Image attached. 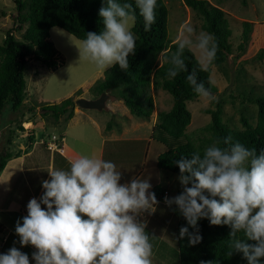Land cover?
<instances>
[{
  "label": "clouds",
  "instance_id": "1",
  "mask_svg": "<svg viewBox=\"0 0 264 264\" xmlns=\"http://www.w3.org/2000/svg\"><path fill=\"white\" fill-rule=\"evenodd\" d=\"M156 4L157 0H135L133 7L132 3L106 0L99 9L103 30L99 34L87 33L78 48L80 58L99 69L119 65L127 70L129 55L136 50L129 22L135 20L138 10L145 30H150L156 19ZM185 32L177 50L165 56L171 65L169 78L187 71L185 48L199 52L201 71L216 58L218 43L214 34H195L192 27H186ZM186 79L199 97L214 99L195 70ZM55 136L58 146L61 137ZM50 141L53 140L47 142ZM174 163L179 168L177 179L182 191L175 197L165 196L164 202L169 208L175 205L193 229L190 232L189 227L182 226L179 238L187 237L190 246L200 243L198 221L206 218L211 225L230 227L227 255L242 253L247 264H262L264 149L257 152L239 141L233 143L228 136L215 140L202 154L196 151L190 158L182 156ZM69 165L67 170L48 171L50 179L41 181L42 196L30 199L27 216L22 218V224L20 220L16 222L20 245L36 249L32 253L35 264H152L147 223L139 218L158 204L155 193L150 191V177L121 182L122 172L113 162L90 155H79ZM0 264H30L29 255L13 246L0 254ZM200 264L210 262L201 260Z\"/></svg>",
  "mask_w": 264,
  "mask_h": 264
},
{
  "label": "trees",
  "instance_id": "2",
  "mask_svg": "<svg viewBox=\"0 0 264 264\" xmlns=\"http://www.w3.org/2000/svg\"><path fill=\"white\" fill-rule=\"evenodd\" d=\"M183 1L187 7L201 16L203 29L214 34L217 39L216 58L206 70H200L199 60L192 49L185 48L183 59L187 71H180L172 78L168 77V69L171 65L165 60V56L170 57L177 50L178 41L168 37V7L164 0H157L156 19L150 30H145L144 20L139 11L135 13V20L130 30L136 37V50L134 55H129V68L122 70L119 65L110 67L92 86L95 88L96 96L103 92L114 91L112 96L122 100L131 114L144 118L151 117L154 111L152 90L162 89L171 94L173 99L171 108L157 113L158 123L153 128L159 133L158 139L166 146V150L157 155L156 166L177 175L179 168L174 161L182 156L190 158V155L196 151L202 154L204 149L217 139L222 141L223 138L231 136L233 143L239 141L246 147L256 148L257 152L264 149V94L258 96H253L249 92L241 94L242 98L257 107L254 124L243 117V128L231 127L222 118V102L216 100L215 108L204 110L210 115V121L202 126L201 130L209 135L197 138L196 142L191 141L188 135L186 137L185 130L192 117L187 102L198 96L188 84L186 77L189 72L195 70L199 80L203 81L211 92H216V87L210 81V66L212 64L221 66L227 55L231 53L232 45L229 42L227 15L221 7L212 4L209 0ZM120 2L132 3L135 7V0H120ZM14 3L16 10L14 26L7 29L3 43L0 44V119L6 106H9L10 112L14 113L3 134L0 126V139L4 138L0 152V173L10 158L21 154V149L12 148L14 134L16 130L24 131L22 123L32 119V113L33 115L36 113V105L38 107L41 105V114L47 115L49 112L54 120L63 117L64 121L73 116L76 106L73 97H67L59 103L26 105L25 70L28 62L36 60L51 69L63 64L64 56L49 38V30L58 26L79 40H84L88 32L99 34L103 30L99 9L106 0H14ZM242 24L253 23L243 21ZM18 30L22 31L19 37L14 33ZM240 47L243 48L242 45ZM81 92L82 90H78L76 93L79 96ZM25 115L28 117L26 120L20 119L21 116L25 118ZM183 136L185 141L181 140ZM35 137V132L30 131L25 143L26 150L32 147ZM167 137H171L172 140H167ZM41 142L46 141L43 139ZM44 144L47 147V142ZM165 191L168 192L158 183L154 185L153 192L159 201L164 202ZM182 226L189 227L190 232L193 231L179 212L174 229L177 264H200L201 260L210 264H247L242 253L233 252L231 256L227 255L230 250L231 231L228 225L214 226L206 218L199 220V234L202 240L194 246L189 245L187 237L179 238ZM249 243L253 242L249 241Z\"/></svg>",
  "mask_w": 264,
  "mask_h": 264
},
{
  "label": "rangeland",
  "instance_id": "3",
  "mask_svg": "<svg viewBox=\"0 0 264 264\" xmlns=\"http://www.w3.org/2000/svg\"><path fill=\"white\" fill-rule=\"evenodd\" d=\"M209 1L226 12L230 30L229 42L232 45V50L221 66L216 64L210 66V81L217 89L216 92H211L214 99L209 100L197 96L187 102L192 117L185 133L186 137L188 135L193 142H196L199 137L209 135L201 130L202 126L210 121V115L204 110L215 108L216 100L222 102L224 122H227L231 127L241 129L243 128V117L254 124L257 114L256 105L242 98L241 94L244 92H249L253 96L264 94V0ZM164 2L169 11L167 32L170 39L179 41L182 35L187 34L185 32L186 27H192L195 34H199L200 31L206 32L202 27L203 19L201 16L187 7L183 0H164ZM15 15L14 0H0V44L3 43L7 29L14 26ZM243 21L253 24L244 25L242 24ZM133 23L134 21L129 22L130 29ZM21 32L19 30L14 31L17 37L20 36ZM49 38L53 41L55 48L64 56V62L55 69L47 68L36 60L28 62L25 70L27 92L25 104L59 103L60 100L67 97H77L76 92L78 90H82L79 97L92 99L100 96L101 94L96 96L95 88L92 86L103 77L107 69H99L89 60L80 58L78 48L83 40H79L58 26L49 30ZM241 45L243 48L240 47ZM192 51L199 60V52L195 49ZM113 93L114 91L108 92V98L102 109H85L92 118H95L101 128H104V124L111 123L110 130L112 132L108 130L105 132L98 131L91 120H83L80 116V120H77L72 127H67L66 121L61 122L60 125H53L50 123L51 118H53L52 115L49 112L47 115L41 114V105L39 107L36 105V113L34 115L32 113L30 127L26 128V123H22L24 131L16 130L12 148L20 149L23 147L32 130L35 131V134L36 131L42 132L39 138L48 140L54 133H63L67 137L75 135L77 142H80L79 139H88L91 148H97L99 142L103 140L102 138H106L108 141L111 138L110 134H112L120 138V141H104L105 155L115 157L114 159L119 163L125 162L126 173L123 172L131 176L128 179L126 177V181L150 177L151 184L157 181L160 187L167 188L168 197L179 195L182 188L177 179L178 175L156 166L157 155L166 150V146L163 141L158 139L159 133L153 127L158 123L157 113L168 111L171 108L173 103L171 94L162 89L152 90L154 111L151 117L144 118L131 114L122 100L112 96ZM121 107L126 109L130 119L127 118V115H123V112L120 111ZM79 108L84 110V108ZM106 108H111L113 114ZM13 114L10 112L9 106L3 109L0 119L1 129L5 128L6 130L11 121L9 116ZM26 118H28L26 115L25 118L20 117L22 120H26ZM168 139L169 141L172 140L171 137H167ZM181 140L185 141V137L183 136ZM36 142L40 145L38 141ZM144 167L145 169L142 171ZM141 171L142 173L139 175ZM153 190L154 185L150 191L153 192ZM163 210L170 212L171 224L165 229L163 226L159 228V225L155 227L156 223H152L156 221L159 224L161 221L168 220V215L167 213L164 214ZM156 211V213L154 211L151 214V220H149L151 225L148 226V229L151 230V234L146 231L150 234V243L152 244V264H177L174 229L179 210L176 209L175 205L169 208L164 202ZM149 212H142L139 218L145 221ZM0 217L7 218L3 213L0 214ZM15 218L17 217L15 216ZM169 237L174 241L170 247L168 244ZM6 250L0 246V254L5 253Z\"/></svg>",
  "mask_w": 264,
  "mask_h": 264
},
{
  "label": "crops",
  "instance_id": "4",
  "mask_svg": "<svg viewBox=\"0 0 264 264\" xmlns=\"http://www.w3.org/2000/svg\"><path fill=\"white\" fill-rule=\"evenodd\" d=\"M111 97V96H109ZM113 99V97H112ZM61 101V100H60ZM77 107V108H76ZM74 109L73 116L66 120L67 127H72V125H75L77 120L79 119V116L83 118V120H91L96 127L98 128V131H111L112 124H104V128H101L100 125L97 123L95 118H92L87 110H81L78 106H76ZM112 107V106H111ZM120 111L123 112V115L128 116V112L124 107H121ZM111 111V108H106ZM113 114V113H112ZM116 113L114 112V115ZM113 115V116H114ZM10 119H12V116H9ZM130 119V117H129ZM82 120V121H83ZM30 122L29 123L31 125ZM53 125H60L61 122L64 121L63 117H59L58 120H54L51 118L50 120ZM26 127V126H25ZM30 127V126H29ZM28 128V127H26ZM2 134L5 132V128L1 129ZM122 131V130H121ZM35 132V131H34ZM42 135V132L36 131L35 141L32 147L29 150H26V144H23V147L20 149L22 150L21 154L19 156H13L8 160V162L5 164L3 170L0 173V214L3 213L6 215L7 218H1L0 217V235H1V242L0 246L2 248L7 249L6 252L13 246L18 248L20 251L27 253L29 255L30 264H35V261L32 259V253L36 251V249L31 246H21L19 241L20 237L15 233V225L18 220H20L22 224V218L27 216V204L32 198H39L42 196L44 189L42 188V180L50 179L48 171L53 169H62L67 170L69 168V161L79 155H90L95 156L97 158H102L106 161H111L116 165L117 171L122 172V181L125 182V178H130V174H125V162L119 163L116 159L113 157H107L105 155V145L103 143L105 142H119L120 138L115 137V135L110 134L109 140L107 141L106 138H102L97 146V148H91L90 142H88V139H79L80 142H77L75 135H71L70 137H67V135L64 136L63 133L56 134L58 137H61L57 142L59 143V147L57 150H49L45 146L44 143L49 141L48 139H44V143L41 141L43 138H39V135ZM53 135V134H51ZM38 141L40 145L36 142ZM105 141V142H104ZM1 143H4V138L1 137L0 139ZM89 144V145H87ZM38 146V147H36ZM36 147V148H35ZM145 166V163H144ZM145 167L142 171H144ZM125 173H124V172ZM139 172V175L142 173ZM137 173V172H136ZM157 184V181L153 182L152 185ZM167 189V188H166ZM158 201V204L154 207V210H150V212L147 215V219L145 222L147 223L146 231L151 234V230L148 229V226L151 225V214L156 209L164 204L162 201ZM42 207H45L42 205ZM159 210V209H158ZM162 210V208H161ZM164 214L167 213L168 220L161 221L159 224H157L156 221H153L152 223H156L155 227L159 225V228L163 226L165 229L166 226H169L171 224L170 222V212L167 210H163ZM15 216L18 218H15ZM154 228V227H153ZM148 233V234H149ZM149 234V235H150ZM169 242V243H168ZM167 243L174 244V241L169 237V241ZM9 243V245H8ZM5 252V253H6Z\"/></svg>",
  "mask_w": 264,
  "mask_h": 264
},
{
  "label": "water",
  "instance_id": "5",
  "mask_svg": "<svg viewBox=\"0 0 264 264\" xmlns=\"http://www.w3.org/2000/svg\"><path fill=\"white\" fill-rule=\"evenodd\" d=\"M108 98V94L106 92L101 93L100 96L92 99H88L85 97H79L75 100V103L84 109H102L105 105V101ZM2 150V143H0V151Z\"/></svg>",
  "mask_w": 264,
  "mask_h": 264
},
{
  "label": "built area",
  "instance_id": "6",
  "mask_svg": "<svg viewBox=\"0 0 264 264\" xmlns=\"http://www.w3.org/2000/svg\"><path fill=\"white\" fill-rule=\"evenodd\" d=\"M51 139H52L53 141L47 142V148H49L50 150L57 149L58 146H57V144L54 142V140H56L57 137H56L55 135H52ZM167 195H168V192L165 191V192H164V196H163V200H164V197L167 196Z\"/></svg>",
  "mask_w": 264,
  "mask_h": 264
},
{
  "label": "bare ground",
  "instance_id": "7",
  "mask_svg": "<svg viewBox=\"0 0 264 264\" xmlns=\"http://www.w3.org/2000/svg\"><path fill=\"white\" fill-rule=\"evenodd\" d=\"M25 126H26V127H29V126H30V124H29V123H27V124H25Z\"/></svg>",
  "mask_w": 264,
  "mask_h": 264
}]
</instances>
